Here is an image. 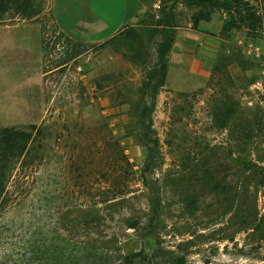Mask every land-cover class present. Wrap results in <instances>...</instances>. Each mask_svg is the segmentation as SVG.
Here are the masks:
<instances>
[{"label": "rangeland", "instance_id": "obj_1", "mask_svg": "<svg viewBox=\"0 0 264 264\" xmlns=\"http://www.w3.org/2000/svg\"><path fill=\"white\" fill-rule=\"evenodd\" d=\"M32 1L31 18L9 11L0 21V128L36 125L50 128L51 137L46 148L37 149L34 168L15 170L12 194L23 188L30 199L37 194L41 223L60 224L65 238L124 254L142 252L151 258L148 264H167L168 258L184 264H264V0H240L245 10L239 14L214 10L209 20L220 17V39L199 22L194 29L169 32L178 42L175 59L191 54L202 78L189 92L164 82L157 96L152 124L164 160L155 175L146 174L148 181L156 179L159 200L151 230L146 228L151 194L141 183L145 150L131 133L136 91L161 40L162 14L173 3L139 0V9L112 37L85 44L61 32L53 0ZM111 5L106 0L92 5L97 18L111 14L104 34L118 16L116 3ZM174 10L178 18L187 14L179 4ZM78 114L88 134L57 141L62 120ZM108 134L130 163L135 191L78 205L64 167L69 157L85 155L86 178L105 186L111 171Z\"/></svg>", "mask_w": 264, "mask_h": 264}, {"label": "trees", "instance_id": "obj_2", "mask_svg": "<svg viewBox=\"0 0 264 264\" xmlns=\"http://www.w3.org/2000/svg\"><path fill=\"white\" fill-rule=\"evenodd\" d=\"M168 1L173 3V6L169 12L162 14L159 24L161 40L155 46L153 61L144 70V78L136 91L134 131L131 133L137 144L145 150L141 183L151 194V209L146 216V228L150 230L156 222L159 200L155 187L156 179L153 178L152 181L149 178L148 181L146 174L155 175L162 168L164 160L153 128L152 112L165 82L168 53L173 42L169 32L186 26L194 29L199 21H208L214 10L235 14H239L241 9L245 10V4L240 0ZM177 4L183 6L188 16L183 14L182 18H178L174 13ZM33 8L32 0H0V21L9 11L23 18H31L34 15ZM215 113L214 111L212 119L216 117ZM61 123L60 132L56 134L57 141L63 140L64 137L70 139L73 135L79 139L82 133L88 134V129L83 127L79 114L74 119L64 118ZM50 137V128L41 129L36 125L0 128V264H138L144 260L148 264L151 258L147 259L142 252L124 254L108 247H89L83 241L65 238L64 229L60 224L51 227L41 223L44 215L41 211V199L37 194L30 199L32 196L24 195L26 194L24 188L12 194L10 186L14 183L15 170L19 167L21 170L34 168L37 149L46 148V141ZM107 142L111 171L105 178V186L86 178L89 170L85 165V155H79L77 160L68 158V164L64 167L69 177L67 186L76 189L78 205L86 202L90 203V206L98 205L135 191V176L129 161L111 134H108ZM77 162L81 165L80 172L73 181L74 172L79 171L73 167ZM94 166L100 169L98 159ZM180 167L184 169L186 166L181 163ZM148 234L152 235V231ZM115 253H118L117 257L113 256ZM165 262L184 264L183 259L168 258Z\"/></svg>", "mask_w": 264, "mask_h": 264}, {"label": "crops", "instance_id": "obj_3", "mask_svg": "<svg viewBox=\"0 0 264 264\" xmlns=\"http://www.w3.org/2000/svg\"><path fill=\"white\" fill-rule=\"evenodd\" d=\"M98 0H53V17L61 32L68 38L85 44L103 42L112 37L135 13L141 5L139 0H106L107 5L114 2L118 8V16L113 29L104 34L101 31L103 24H106L110 12L100 16H94L93 6ZM112 6V5H111ZM220 18V17H219ZM218 17H212L209 21H199V27L211 29L220 39L222 22ZM108 27L106 28V30ZM104 34V35H103ZM178 42H172L169 52V61L165 76V85L175 91L189 92L200 86L198 78H202L200 63L191 54H179L175 59L173 51Z\"/></svg>", "mask_w": 264, "mask_h": 264}]
</instances>
